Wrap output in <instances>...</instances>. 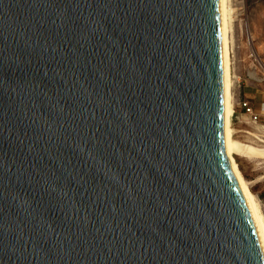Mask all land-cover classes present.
I'll list each match as a JSON object with an SVG mask.
<instances>
[{
  "label": "water",
  "instance_id": "1",
  "mask_svg": "<svg viewBox=\"0 0 264 264\" xmlns=\"http://www.w3.org/2000/svg\"><path fill=\"white\" fill-rule=\"evenodd\" d=\"M0 264H264L222 0H0Z\"/></svg>",
  "mask_w": 264,
  "mask_h": 264
},
{
  "label": "rangeland",
  "instance_id": "2",
  "mask_svg": "<svg viewBox=\"0 0 264 264\" xmlns=\"http://www.w3.org/2000/svg\"><path fill=\"white\" fill-rule=\"evenodd\" d=\"M231 3L233 15L231 67L234 75L232 79L234 108L230 115L234 129L231 131L234 142L232 151L239 170L249 182L251 191L259 199L264 211V157L263 155L260 157V151L259 155L258 151H255L262 150L256 146H264V115L260 114L259 121L253 123L238 104L243 89H247L250 94L246 99L241 97V100L249 101L254 109L255 103L258 106L264 103V81H259L264 73V0H232ZM247 153L251 156H246Z\"/></svg>",
  "mask_w": 264,
  "mask_h": 264
},
{
  "label": "bare ground",
  "instance_id": "3",
  "mask_svg": "<svg viewBox=\"0 0 264 264\" xmlns=\"http://www.w3.org/2000/svg\"><path fill=\"white\" fill-rule=\"evenodd\" d=\"M223 1V13H224V141H225V151L227 158L235 170L238 179L246 193L248 202L250 204L256 225L258 227L263 248H264V211L262 205L257 198V196L251 191L249 182L242 175L241 171L238 168V165L235 161V157L233 154V139L231 137V126H230V118L231 112L234 108L233 105V76L232 75V44H233V15H232V0H222ZM233 133V132H232ZM234 134V133H233ZM252 146H249V148ZM261 148L262 150H255L257 154L260 151V157L263 155L264 157V146H256ZM253 148V147H252ZM256 149V148H254ZM253 149V150H254ZM250 150V149H249ZM263 151V152H261ZM255 153V152H254ZM263 153V154H262ZM253 154V152H252ZM250 157L249 153L245 154ZM256 155V154H255ZM259 155V154H258ZM262 157V158H263Z\"/></svg>",
  "mask_w": 264,
  "mask_h": 264
},
{
  "label": "built area",
  "instance_id": "4",
  "mask_svg": "<svg viewBox=\"0 0 264 264\" xmlns=\"http://www.w3.org/2000/svg\"><path fill=\"white\" fill-rule=\"evenodd\" d=\"M259 81H264V73ZM239 106L244 110V113L249 115L251 122L257 123L260 118V113H258L252 106H250L249 101L247 100H240Z\"/></svg>",
  "mask_w": 264,
  "mask_h": 264
},
{
  "label": "crops",
  "instance_id": "5",
  "mask_svg": "<svg viewBox=\"0 0 264 264\" xmlns=\"http://www.w3.org/2000/svg\"><path fill=\"white\" fill-rule=\"evenodd\" d=\"M250 93L248 92V90L247 89H243V93H242V95H240V98L238 99V100H241V97L242 98H247V95H249ZM250 97V96H249ZM254 107H255V110L258 112V113H260V114H262V115H264V103L263 104H261L260 106H258V104H254ZM231 119V118H230ZM230 126H231V130L232 131H234V129L232 128V124H231V120H230Z\"/></svg>",
  "mask_w": 264,
  "mask_h": 264
}]
</instances>
